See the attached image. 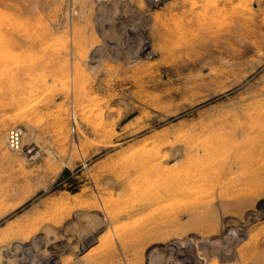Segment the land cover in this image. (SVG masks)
I'll return each mask as SVG.
<instances>
[{"label": "rangeland", "instance_id": "obj_1", "mask_svg": "<svg viewBox=\"0 0 264 264\" xmlns=\"http://www.w3.org/2000/svg\"><path fill=\"white\" fill-rule=\"evenodd\" d=\"M0 264H264V0H0Z\"/></svg>", "mask_w": 264, "mask_h": 264}]
</instances>
